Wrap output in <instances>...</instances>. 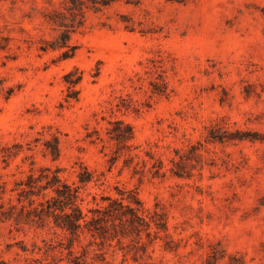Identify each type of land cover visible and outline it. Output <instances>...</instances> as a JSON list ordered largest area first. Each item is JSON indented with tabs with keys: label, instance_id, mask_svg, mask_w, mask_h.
Instances as JSON below:
<instances>
[{
	"label": "rangeland",
	"instance_id": "1",
	"mask_svg": "<svg viewBox=\"0 0 264 264\" xmlns=\"http://www.w3.org/2000/svg\"><path fill=\"white\" fill-rule=\"evenodd\" d=\"M44 5L45 0L0 2V37L11 38L0 49V77L15 88L7 99L0 94V147L23 144L7 170L0 164V173H15L4 177L7 187L28 169L23 157L33 154L38 164L64 167L69 182L80 166L93 171L100 180L83 190L86 201L95 193L117 195L119 187L134 190L148 207L157 201L165 205L169 231L178 242L175 250L159 240L144 256L128 239L122 247L115 241L93 244L89 257L105 256L95 264H203L217 242L228 254L243 256V264H264V143L205 139V128L221 116L235 122L232 127L264 134V0L117 3L103 13H88L85 27L71 36L78 47L75 56L63 61L57 60L58 50L41 49L57 35L43 22ZM118 13L156 32L125 30L116 22ZM75 67L83 74L79 100L66 105L63 76ZM159 74L166 77L168 95L151 91L150 81ZM128 96L140 106L137 114L110 109ZM114 116L132 123L143 157L152 150L169 164L173 147L201 143V169L190 179L169 173L160 178L134 174L122 167V159L111 165L113 144L102 117ZM86 127L99 128L103 141L85 138ZM43 129L59 137L56 161L43 155L42 141L27 149ZM56 239L50 227L1 222L0 264H48L44 250ZM228 263L225 257L215 264Z\"/></svg>",
	"mask_w": 264,
	"mask_h": 264
},
{
	"label": "trees",
	"instance_id": "2",
	"mask_svg": "<svg viewBox=\"0 0 264 264\" xmlns=\"http://www.w3.org/2000/svg\"><path fill=\"white\" fill-rule=\"evenodd\" d=\"M6 0H0V2ZM186 4L192 0H167ZM142 0H45L40 14L43 22L51 29L57 31L52 42L41 49L49 48L58 50V61H63L75 56L77 45L71 43L73 33L83 29L87 22L89 12L103 13L106 9L117 3L139 6ZM117 23L125 30L141 33H155L153 27L145 26L144 22L136 21L133 16L118 13ZM111 26L110 23H102ZM0 49L8 46L10 37H0ZM4 41V43H3ZM99 75V69L94 77ZM83 79L82 71L73 68L63 76L66 89L63 101L66 105L79 100L80 83ZM152 93L168 95V83L165 75L159 74L157 79L150 81ZM14 86L6 85L5 79L0 77V94L6 99L13 95ZM63 103V104H64ZM61 103V106L63 105ZM116 111H131L138 113L140 106L133 97H120L114 105ZM106 121L104 134L109 143L113 144L108 162L113 165L122 159V167L129 168L134 174L150 175L163 178L169 173L173 177L190 179L194 171L201 169L202 153L201 143L189 144L185 147H173V155L168 158V163L152 150H145L146 157L141 156L134 143L135 131L131 122L121 116L110 118L102 117ZM253 122V119H247ZM99 123V121H97ZM227 116L214 119L205 129V139L208 142L236 143L245 140L264 143V134L257 131H246L234 126ZM48 135L49 137H46ZM85 138L90 142L103 141L101 131L97 127H86ZM42 141V153L50 156L53 161L60 156L59 137L50 129L39 132V137L34 139V146L27 143V149L33 151ZM23 150V144L16 142L12 145L0 147L1 169L7 170L11 162ZM29 160L28 169L20 171L21 177L15 178L13 186L7 187L8 180L4 177L15 176V173H0V223L11 222L18 228L34 227L54 229L56 240L48 244L44 250L48 264H60L64 259L68 264H95L103 262V252L93 253L89 257L90 246L98 244L104 247L115 241L121 247L126 240H130L136 252L142 256L147 254L149 246L156 241H161L167 250L178 247L177 240L169 231V213L164 204L155 202L153 207H148L139 198L134 190L116 187V194H92V200L86 201L83 190L92 182L100 179L86 166H80L76 172V180L69 182L64 176V167L59 165L38 164L33 154H26L22 162ZM20 166H17L19 169ZM99 196V199H98ZM262 204V203H260ZM145 236L146 241L143 240ZM88 238L87 244L83 240ZM80 248L78 251L76 248ZM27 250L26 246L23 247ZM41 250V248H39ZM228 257V264H243L244 258L237 254H228L220 242L211 244L203 264H215L217 261ZM90 258V259H89ZM2 264H6L2 262Z\"/></svg>",
	"mask_w": 264,
	"mask_h": 264
}]
</instances>
